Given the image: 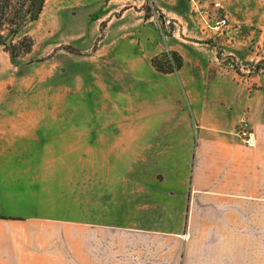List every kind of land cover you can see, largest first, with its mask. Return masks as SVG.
I'll use <instances>...</instances> for the list:
<instances>
[{"label": "rangeland", "instance_id": "rangeland-1", "mask_svg": "<svg viewBox=\"0 0 264 264\" xmlns=\"http://www.w3.org/2000/svg\"><path fill=\"white\" fill-rule=\"evenodd\" d=\"M9 1L4 20L0 15V36L6 41L12 35L9 47L0 45V156L33 157L26 160L29 163L18 165L19 177L23 182L40 180L43 193L38 196L37 209L42 213L72 221L160 219V212L151 205L155 204L154 195L141 186H155L158 178L161 183L163 165L140 153L146 149L142 145L117 139L121 131L106 126L139 122V116L130 114L124 102L128 103L129 94L139 91L132 80L164 76L184 66L183 53L164 49L166 43L175 44L179 38L172 36L178 24L171 13L161 6V0H115V33L107 36L103 27L93 34V4L85 0H72L80 4L67 13L62 10L63 0H45L36 18L32 17L34 0H25L26 20L11 34L10 28L19 23L15 11L22 0ZM209 2L204 8L208 29L228 27L226 8L220 4L231 8L233 0ZM239 2L240 9L234 13L241 22L229 28L232 36L245 42L239 52L230 54L218 49L220 46L210 51L209 46L208 51L185 53L214 61L221 67L219 71L235 70L243 90H249L257 85V76L260 84L264 83V34L263 40L260 38L264 0ZM179 6L186 9L183 1ZM195 13L193 10L191 15ZM11 17H16L15 23L8 22ZM66 19L72 31L75 25L87 26L86 34H66L60 26ZM190 19L188 26L196 27ZM123 29L129 30L128 34L124 35ZM145 31L147 44L142 47L145 37L140 32ZM126 44L129 50H123ZM207 44L212 43L208 40ZM154 58L164 71L174 70H157ZM199 70L210 75L218 68L202 66ZM244 122L245 130H250L248 121L243 120L238 131ZM228 182L230 187L226 189L233 191L234 180ZM215 197L205 201L196 197L194 203L218 204L221 208L237 203L234 196ZM259 205L257 212L244 210L242 224L237 222V226L234 212L221 209L211 214L218 215L219 224L212 222V227L207 224L209 228L201 230L192 228V233L202 232L203 240L191 244L188 254L186 250L189 262L237 264L236 239L241 236L243 264H264V200ZM67 253L69 256V249Z\"/></svg>", "mask_w": 264, "mask_h": 264}, {"label": "crops", "instance_id": "crops-1", "mask_svg": "<svg viewBox=\"0 0 264 264\" xmlns=\"http://www.w3.org/2000/svg\"><path fill=\"white\" fill-rule=\"evenodd\" d=\"M63 1L66 13L80 4ZM90 1L84 3L93 4V34L100 27L106 30L105 35L114 34L115 0ZM182 1L185 10L179 6ZM210 4L209 0H161V6L178 24L172 36L179 37L175 44L166 43L164 49L183 53L184 66L164 76L132 80L139 91L129 94L128 103L124 102L130 114L139 116V122L106 126L108 130L121 131L113 140L137 142L146 148L140 153L163 165L161 183L158 178L155 186H141L154 195L155 204L151 205L162 218L123 219L116 223L111 219L72 221L42 213L37 209L38 196L43 193L40 180L23 182L19 177L18 165L29 163L26 160L33 157L0 156V264H193L189 262L188 248L196 241L202 243L203 237L201 231L192 233V228L201 230L212 222L219 224L218 215L211 214L221 209L234 212L236 226L237 222L242 224L244 210L259 211V201L264 200V83L260 84L257 76V85L243 90L235 70L219 71L221 67L214 61L185 53L197 54L209 46L210 51L220 46L218 49L231 54L243 48L245 42L232 36L229 29L241 22L234 13L240 9L239 0H233L231 8L220 4L226 8L229 24L218 29H208L204 8ZM193 10L197 13L191 15ZM125 11L118 17L120 20ZM188 17L196 27L188 26ZM60 26L68 35L86 34L87 26L75 25L72 31L67 19ZM122 32L125 35L129 30ZM140 34L145 37L147 31ZM263 34L264 31L260 33L261 40ZM208 40L212 44H207ZM146 44L145 37L141 46ZM123 50H129V44ZM202 66L218 70L203 75L199 70ZM243 120L250 125L252 146L238 132ZM231 179L233 191L226 189ZM210 196H216L215 200L218 196H234L237 203L225 208L194 203L196 197L205 201ZM242 240L241 236L236 239L237 264H243Z\"/></svg>", "mask_w": 264, "mask_h": 264}, {"label": "trees", "instance_id": "trees-1", "mask_svg": "<svg viewBox=\"0 0 264 264\" xmlns=\"http://www.w3.org/2000/svg\"><path fill=\"white\" fill-rule=\"evenodd\" d=\"M9 3L10 1L9 0H5L3 1V3L0 4V15H2V19L1 20H4L3 19V15H5V10L7 7H9ZM24 3H25V0H22V3H20V6H19V9L17 11H15V16L18 18L19 20V23H17L18 25L13 27V28H10L9 32L11 34H15L17 32V29L20 27V25L26 20V16H27V13L28 11L24 10ZM16 17H11L10 19H7L9 23H15L14 20ZM0 45H5L6 47H9V44L6 43V41H4L3 37L0 36ZM152 63L154 64V66L156 67L157 70L159 71H162V72H172L174 70L173 67L167 69L166 71H164L157 63V60L156 58L152 59ZM179 67V63L178 65L176 66V68Z\"/></svg>", "mask_w": 264, "mask_h": 264}, {"label": "built area", "instance_id": "built-area-1", "mask_svg": "<svg viewBox=\"0 0 264 264\" xmlns=\"http://www.w3.org/2000/svg\"><path fill=\"white\" fill-rule=\"evenodd\" d=\"M247 126V123L244 122L243 127H241V129L238 131L240 133V135L242 136L244 142L249 145L252 146L254 144V139L251 138V134H250V130H245Z\"/></svg>", "mask_w": 264, "mask_h": 264}, {"label": "water", "instance_id": "water-1", "mask_svg": "<svg viewBox=\"0 0 264 264\" xmlns=\"http://www.w3.org/2000/svg\"><path fill=\"white\" fill-rule=\"evenodd\" d=\"M43 2L44 0H34L33 7H32V17L33 18H36L38 14L40 13L41 8L43 6ZM11 36L12 35H10V37L6 40V43H9Z\"/></svg>", "mask_w": 264, "mask_h": 264}]
</instances>
